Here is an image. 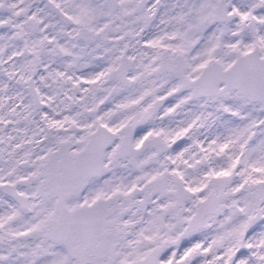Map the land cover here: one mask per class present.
<instances>
[{"label": "snow or ice", "instance_id": "snow-or-ice-1", "mask_svg": "<svg viewBox=\"0 0 264 264\" xmlns=\"http://www.w3.org/2000/svg\"><path fill=\"white\" fill-rule=\"evenodd\" d=\"M0 264H264V0H0Z\"/></svg>", "mask_w": 264, "mask_h": 264}, {"label": "flooded vegetation", "instance_id": "flooded-vegetation-1", "mask_svg": "<svg viewBox=\"0 0 264 264\" xmlns=\"http://www.w3.org/2000/svg\"><path fill=\"white\" fill-rule=\"evenodd\" d=\"M45 2H46V0H45ZM162 2H163V0H162ZM167 2L172 3V2H175V0H167ZM41 6H43V5L41 4Z\"/></svg>", "mask_w": 264, "mask_h": 264}]
</instances>
